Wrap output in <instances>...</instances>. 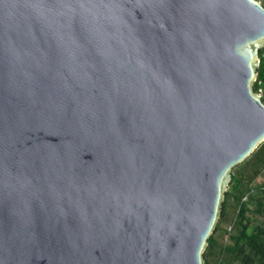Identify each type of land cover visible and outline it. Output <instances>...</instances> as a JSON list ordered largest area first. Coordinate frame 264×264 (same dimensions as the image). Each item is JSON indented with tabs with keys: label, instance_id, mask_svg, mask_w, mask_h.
Returning a JSON list of instances; mask_svg holds the SVG:
<instances>
[{
	"label": "water",
	"instance_id": "1",
	"mask_svg": "<svg viewBox=\"0 0 264 264\" xmlns=\"http://www.w3.org/2000/svg\"><path fill=\"white\" fill-rule=\"evenodd\" d=\"M262 47L258 0H0V264H203Z\"/></svg>",
	"mask_w": 264,
	"mask_h": 264
},
{
	"label": "rangeland",
	"instance_id": "2",
	"mask_svg": "<svg viewBox=\"0 0 264 264\" xmlns=\"http://www.w3.org/2000/svg\"><path fill=\"white\" fill-rule=\"evenodd\" d=\"M257 86L264 100V84ZM231 173L235 179L230 178L224 190L219 217L202 252L203 264H264L254 240L264 229V140Z\"/></svg>",
	"mask_w": 264,
	"mask_h": 264
},
{
	"label": "trees",
	"instance_id": "3",
	"mask_svg": "<svg viewBox=\"0 0 264 264\" xmlns=\"http://www.w3.org/2000/svg\"><path fill=\"white\" fill-rule=\"evenodd\" d=\"M264 6V4H262ZM259 65L257 67L256 72V79L252 85V89L254 92H257L258 90V83L264 84V58L262 57V49H259ZM262 102L264 103V100L261 98ZM232 180L235 179L233 173H231ZM208 240V238H207ZM256 244L258 245V248L260 250V255L264 259V229L259 230L258 234L254 238Z\"/></svg>",
	"mask_w": 264,
	"mask_h": 264
}]
</instances>
